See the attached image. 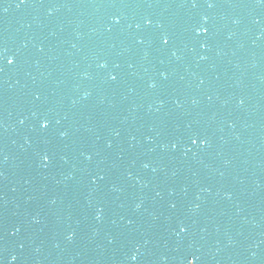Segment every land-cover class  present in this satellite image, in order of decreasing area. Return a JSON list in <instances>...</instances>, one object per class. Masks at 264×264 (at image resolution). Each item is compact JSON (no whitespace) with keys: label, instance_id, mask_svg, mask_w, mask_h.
<instances>
[{"label":"water","instance_id":"1","mask_svg":"<svg viewBox=\"0 0 264 264\" xmlns=\"http://www.w3.org/2000/svg\"><path fill=\"white\" fill-rule=\"evenodd\" d=\"M190 259L264 264V0H0V264Z\"/></svg>","mask_w":264,"mask_h":264},{"label":"snow or ice","instance_id":"2","mask_svg":"<svg viewBox=\"0 0 264 264\" xmlns=\"http://www.w3.org/2000/svg\"><path fill=\"white\" fill-rule=\"evenodd\" d=\"M24 2V0H21V3H23ZM161 40H162V43L163 44H165V45H167L168 43H169V40L168 39H165V38H161ZM14 61L12 60V59H8L7 60V63L8 64H12ZM113 79H115V77H112ZM43 127H47V124H43L42 125ZM197 141L194 139L193 141H192V143H196ZM181 231H184V229H181ZM135 258V257H134ZM188 264H196V261H195V259H190L189 261H188Z\"/></svg>","mask_w":264,"mask_h":264}]
</instances>
